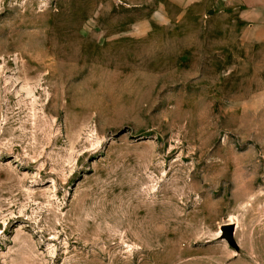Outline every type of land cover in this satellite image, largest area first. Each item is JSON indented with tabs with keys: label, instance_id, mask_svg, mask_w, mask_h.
<instances>
[{
	"label": "rangeland",
	"instance_id": "obj_1",
	"mask_svg": "<svg viewBox=\"0 0 264 264\" xmlns=\"http://www.w3.org/2000/svg\"><path fill=\"white\" fill-rule=\"evenodd\" d=\"M0 264H264V20L0 0Z\"/></svg>",
	"mask_w": 264,
	"mask_h": 264
},
{
	"label": "crops",
	"instance_id": "obj_2",
	"mask_svg": "<svg viewBox=\"0 0 264 264\" xmlns=\"http://www.w3.org/2000/svg\"><path fill=\"white\" fill-rule=\"evenodd\" d=\"M184 7L196 5L200 10L209 11L219 5L229 6L241 12V16L248 19L264 20V0H171Z\"/></svg>",
	"mask_w": 264,
	"mask_h": 264
},
{
	"label": "water",
	"instance_id": "obj_3",
	"mask_svg": "<svg viewBox=\"0 0 264 264\" xmlns=\"http://www.w3.org/2000/svg\"><path fill=\"white\" fill-rule=\"evenodd\" d=\"M220 230H221L220 237L222 239H225L229 243V245L237 248L238 245L234 239L235 225L233 223L224 224L221 226Z\"/></svg>",
	"mask_w": 264,
	"mask_h": 264
},
{
	"label": "bare ground",
	"instance_id": "obj_4",
	"mask_svg": "<svg viewBox=\"0 0 264 264\" xmlns=\"http://www.w3.org/2000/svg\"><path fill=\"white\" fill-rule=\"evenodd\" d=\"M228 224H231V223H228Z\"/></svg>",
	"mask_w": 264,
	"mask_h": 264
}]
</instances>
